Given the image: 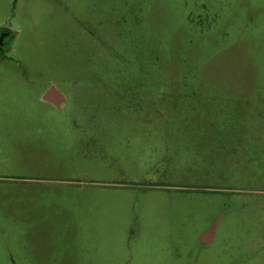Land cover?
<instances>
[{"label": "rangeland", "instance_id": "374dc122", "mask_svg": "<svg viewBox=\"0 0 264 264\" xmlns=\"http://www.w3.org/2000/svg\"><path fill=\"white\" fill-rule=\"evenodd\" d=\"M0 28V264H264V0H0Z\"/></svg>", "mask_w": 264, "mask_h": 264}, {"label": "flooded vegetation", "instance_id": "af4514ba", "mask_svg": "<svg viewBox=\"0 0 264 264\" xmlns=\"http://www.w3.org/2000/svg\"><path fill=\"white\" fill-rule=\"evenodd\" d=\"M14 35H15L14 31H12L11 29H8V28H0V54L2 56L5 55L4 45L6 44V42L8 40L13 39L14 38ZM54 90H55V88H54ZM61 102H62V100L59 98V99H56V101H54V99H53V101L51 103H53L57 107H60Z\"/></svg>", "mask_w": 264, "mask_h": 264}, {"label": "water", "instance_id": "95a60500", "mask_svg": "<svg viewBox=\"0 0 264 264\" xmlns=\"http://www.w3.org/2000/svg\"><path fill=\"white\" fill-rule=\"evenodd\" d=\"M44 99H45L46 101L52 102L53 99H54V101H56V99H59V96L56 94L54 88L52 87L50 90H48V92H47L46 95L44 96ZM215 227H216V224L213 225V226L208 230V232H206L205 234H203V235L200 237V240H201L202 242L211 243V241H212V233H213V231L215 230Z\"/></svg>", "mask_w": 264, "mask_h": 264}, {"label": "crops", "instance_id": "0c3cea01", "mask_svg": "<svg viewBox=\"0 0 264 264\" xmlns=\"http://www.w3.org/2000/svg\"><path fill=\"white\" fill-rule=\"evenodd\" d=\"M55 92H56V94H58L59 98L62 100V102L60 104V106H61L66 100L58 90L55 89Z\"/></svg>", "mask_w": 264, "mask_h": 264}]
</instances>
